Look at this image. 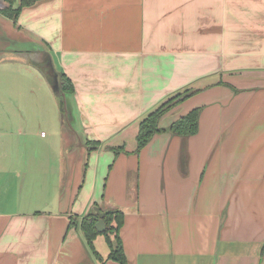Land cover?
<instances>
[{
  "label": "crops",
  "instance_id": "obj_1",
  "mask_svg": "<svg viewBox=\"0 0 264 264\" xmlns=\"http://www.w3.org/2000/svg\"><path fill=\"white\" fill-rule=\"evenodd\" d=\"M184 89L136 151L142 119ZM198 107L196 134L169 129ZM94 206L124 212L127 264H264V0L0 12V264H121L69 226Z\"/></svg>",
  "mask_w": 264,
  "mask_h": 264
},
{
  "label": "trees",
  "instance_id": "obj_2",
  "mask_svg": "<svg viewBox=\"0 0 264 264\" xmlns=\"http://www.w3.org/2000/svg\"><path fill=\"white\" fill-rule=\"evenodd\" d=\"M7 5L0 8V12L4 15L17 20L22 9L26 6L33 5L39 0H6ZM46 63L48 61L46 60ZM47 73L53 75L56 71L47 64ZM73 93L74 85L72 81L62 72L60 73V90L58 91L60 109L63 111L65 109V101L63 99L64 93ZM193 92L185 93L184 95H176L166 102L162 103L154 111L150 112L139 125V130L136 136L137 139V148L136 151L141 150L145 147L153 138L156 133L162 132L165 130L160 125V120L163 115H165L171 108L176 104L183 101ZM201 108H194L190 110L185 115L178 118L174 121L169 129L179 135H193L198 132L199 129V118H200ZM89 145V143H88ZM121 150V148H120ZM98 214L93 211L90 214L84 215L82 218L73 217L70 222V227H76L79 229L88 244V247L92 251L93 255L100 262L104 263L106 259H113L121 264H127L128 259L123 247L121 237L119 235V229L124 221V212L119 209H109L105 211V221L108 225L107 229L103 232H99L96 229V222L98 221ZM104 235L109 242L110 251L106 259H104L100 253L95 248L94 241L98 235ZM114 237V241L112 240Z\"/></svg>",
  "mask_w": 264,
  "mask_h": 264
},
{
  "label": "rangeland",
  "instance_id": "obj_3",
  "mask_svg": "<svg viewBox=\"0 0 264 264\" xmlns=\"http://www.w3.org/2000/svg\"><path fill=\"white\" fill-rule=\"evenodd\" d=\"M4 2L3 4H1L0 2V8L4 7L7 5V1L4 0L2 1ZM38 57V56H37ZM235 89V88H234ZM191 91V89H184L182 90L181 92L173 95L172 97L176 96V95H184L185 93H189ZM171 97V98H172ZM256 114L257 112L256 111H253L252 112V115H251V118L253 120H257L258 117H256ZM259 123H256V122H252L250 124V126L247 127V131H245L243 134V137H247V140H248V144L250 143L251 139L255 136H257V134H259ZM43 133H47V130L44 128L43 129ZM112 240L114 241V237H112ZM90 249V248H89ZM96 249L99 250L101 253V255H105V253H108L110 251V246H109V242L108 240L106 239V237L104 235H101L99 237V239L96 241ZM91 251V250H90ZM92 252V251H91ZM90 252V253H91ZM107 258V257H106Z\"/></svg>",
  "mask_w": 264,
  "mask_h": 264
},
{
  "label": "water",
  "instance_id": "obj_4",
  "mask_svg": "<svg viewBox=\"0 0 264 264\" xmlns=\"http://www.w3.org/2000/svg\"><path fill=\"white\" fill-rule=\"evenodd\" d=\"M4 1V0H3ZM56 86L57 88L59 89L60 87V77L59 75L57 74L56 76ZM95 212L98 214L99 218H98V221L96 222V229L99 231V232H103L107 229V223L105 221V212L102 211L98 206H94L93 207Z\"/></svg>",
  "mask_w": 264,
  "mask_h": 264
},
{
  "label": "built area",
  "instance_id": "obj_5",
  "mask_svg": "<svg viewBox=\"0 0 264 264\" xmlns=\"http://www.w3.org/2000/svg\"><path fill=\"white\" fill-rule=\"evenodd\" d=\"M44 134V133H43Z\"/></svg>",
  "mask_w": 264,
  "mask_h": 264
}]
</instances>
